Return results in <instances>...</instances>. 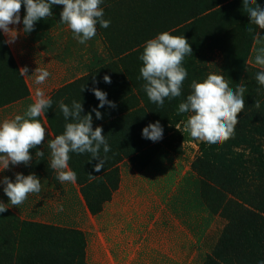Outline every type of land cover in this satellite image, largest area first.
<instances>
[{"label": "rangeland", "instance_id": "374dc122", "mask_svg": "<svg viewBox=\"0 0 264 264\" xmlns=\"http://www.w3.org/2000/svg\"><path fill=\"white\" fill-rule=\"evenodd\" d=\"M234 1L103 0L100 7L110 26H97V34L85 44L60 23L63 6L54 5L53 16L35 23L27 34L41 48L49 46L56 58L62 59L58 48L62 52L67 41L64 58L68 69L73 66L69 78L75 79L72 93L82 103V115L91 113L94 120L93 108L102 113L103 135L110 146L107 154L100 152L101 158L107 156L102 171L114 167L118 172L107 179L109 188L116 185L113 191L106 186L91 195L101 200L111 195L105 210L118 212V230L123 225L133 243L102 246L97 235L81 233L86 240L81 246L80 235L44 228L38 237H26L24 246H0V264H203L226 227L231 229L225 252L233 264L264 260V87L255 80L259 69L243 67L256 26L250 25L242 0L232 5ZM263 2L257 0L260 6ZM164 31L184 35L193 56L184 60L188 76L181 96L165 99L158 107L143 89L139 57L146 41ZM210 73L223 75L233 89L239 83L247 89L235 135L222 145L193 140L181 131L188 114H177L179 103L192 91L191 82L203 81ZM16 75L0 43V105L15 97L14 91L23 94L24 81ZM105 75L110 84L104 82ZM93 88L106 92L116 107L98 108ZM53 114L63 113L57 106ZM157 121L163 127V138L154 142L159 148L135 155L133 164L128 156L151 141L142 136L143 128ZM73 157L80 169L78 182L89 183L88 171L97 173L98 161L91 160L90 153ZM210 183H215L213 189ZM106 221H114L113 215ZM106 231L113 237L116 229L112 224Z\"/></svg>", "mask_w": 264, "mask_h": 264}, {"label": "clouds", "instance_id": "9594fccd", "mask_svg": "<svg viewBox=\"0 0 264 264\" xmlns=\"http://www.w3.org/2000/svg\"><path fill=\"white\" fill-rule=\"evenodd\" d=\"M102 2L103 0H0V30L7 35L16 33L9 26L21 23L23 7V32L30 33L37 21L53 16L52 7L58 5L63 6L60 23L71 30L78 43L85 44L97 34V26H110V20L104 18V9L100 7ZM242 8L250 17V25L264 29V7H261L257 0H242ZM247 31L253 33V28L249 27ZM253 39L258 45L254 62L260 68L255 80L259 86L264 87V37L257 32ZM188 55L193 56L192 47L185 36L172 35L168 31L147 40L143 46L139 57L143 62L139 70L145 81L143 89L148 99L158 107L164 106L165 99L171 100L181 96L183 82L188 76L183 66ZM27 72V67L20 70L21 76H25ZM50 75L45 68L37 67L32 76L36 85H42ZM103 80L105 83H111L108 75H105ZM190 87L191 93L187 95L186 101L179 103L177 109L178 115L187 113V119L183 122L182 130L179 124L175 127L189 134L193 140L209 145H222L233 138L239 123L238 114L245 108V85L239 83L233 89L223 75L210 73L203 81L193 80ZM91 91L100 102L98 108H104L105 105L116 107L114 102L107 99L106 92L99 88H93ZM34 97V102L27 106L23 114H17L11 119L5 118L0 122V163L3 164V170L7 169L9 164L29 165L33 159L30 150L37 149L46 139L47 131L38 118L45 116L53 101L40 87L35 89ZM58 106L66 123L63 133L48 141L49 166L55 170L61 183L75 184L77 175L68 164L70 153H90L91 160L98 161L94 165V171L99 173L107 159L106 155L101 158V149L107 154L110 146L103 135V128L96 126L93 129L92 114L82 115L81 102L74 100L69 106L61 100ZM254 106L259 108V101H256ZM92 112H95L97 119L103 118L97 108H93ZM69 120L71 122H67ZM142 136L157 142L163 138V127L159 121L150 123L143 128ZM35 156L43 157L44 151L37 150ZM89 178L94 179L95 176L89 174ZM0 183L4 185L3 192L9 199L8 204L0 201V213H4L9 204L12 207L20 206L30 194H38L42 189L41 181L35 174L16 173L14 181L3 177ZM258 264H264V260L258 261Z\"/></svg>", "mask_w": 264, "mask_h": 264}, {"label": "crops", "instance_id": "0c3cea01", "mask_svg": "<svg viewBox=\"0 0 264 264\" xmlns=\"http://www.w3.org/2000/svg\"><path fill=\"white\" fill-rule=\"evenodd\" d=\"M9 27L14 29L16 33L7 35L2 30L1 32L19 73L22 68L27 67L28 69L26 75L21 76L24 81L23 92L26 87L28 94L12 98L0 105V122L5 118L11 119L17 114H23L27 106L34 102V91L37 87H40L46 96L52 99L53 104L45 112V116L38 118L45 127L47 136L42 145L38 146L37 149L30 150L33 157L31 163L15 166L9 164V167L4 170L3 164L0 163V180L3 177H8L14 181L16 173L35 174L42 184L40 193L30 194L28 199L18 207H12L9 204V208L4 213H0V246H24L26 237H38L37 234L40 233V229L43 230L44 228H60L84 235H97L102 246L132 245L133 239L129 238L128 234L123 231V225L120 227L121 230H118V212L108 214L105 205L100 214L93 215L82 193V186L86 183L80 185L78 179L75 184L61 183L57 179L55 170L49 166L50 149L48 148V141L54 139L56 135L62 134L66 123L63 114L56 116L53 114V110L59 105V101L63 100L65 104L71 106L72 99H75L72 93L75 79L74 77L69 78V76H73V66L72 69H68V60L65 62L64 58L67 41H63L62 52L58 48V53L62 54V59H60L51 54L49 46H46L45 49L42 47V49V45L38 41L32 40L30 35L23 32L22 19L20 24ZM257 32L264 37V29L257 28ZM257 47V43L253 40L248 64L260 70L254 62ZM37 67L45 68L51 73L42 85H36L34 76H32ZM84 98L83 93L79 99L84 101ZM67 122H71V120ZM93 122L102 121L100 119L96 121L95 118ZM37 150L44 151V156L36 157L35 152ZM73 154L70 153L69 168L74 172L75 170L80 171L78 167H75ZM87 175H89V171ZM3 187L4 185L0 183V201L8 204L9 199L4 194ZM117 195L118 190L114 193V198ZM109 215H113L114 221H106ZM112 224L116 229L113 237L106 233L107 229L112 228ZM23 241L24 243H22Z\"/></svg>", "mask_w": 264, "mask_h": 264}, {"label": "trees", "instance_id": "16d2710c", "mask_svg": "<svg viewBox=\"0 0 264 264\" xmlns=\"http://www.w3.org/2000/svg\"><path fill=\"white\" fill-rule=\"evenodd\" d=\"M237 1H239V0H235L233 3H231L232 5L233 4H235ZM230 4V5H231ZM226 7V6H225ZM261 7H264V2L261 4ZM222 11H223V9H221ZM21 11H22V20H23V16H24V14H25V10L23 9V7H22V9H21ZM227 11V10H226ZM233 22L236 24V23H238V19H234L233 20ZM256 31H257V27L255 28V31H254V33H253V35H252V37H251V40H250V42H249V44H248V47H247V50H246V56H245V58H243L244 59V64H243V67H246V68H251V66H247V61H248V56H249V53H250V49H251V46H252V43H253V36L255 35V33H256ZM0 43L2 44V46L5 48H7V50H8V55L10 56V60H11V62H12V66H14V70H15V72H16V76L19 78V80L20 79H22V77H21V75H20V73H19V71H18V68H17V66H16V64H15V62H14V60H13V58H12V55H11V53H10V51H9V48H8V46H7V44H6V42H5V40H4V38H3V35H2V32L0 31ZM255 69V68H254ZM23 80V79H22ZM23 82V81H22ZM24 84V83H23ZM18 91V90H17ZM17 91H14V94H15V97L14 96H12V98H16V97H22L23 96V94L24 95H27L28 94V90H27V88L25 87V91L23 92V94H21V95H19L18 93H17ZM16 92V93H15ZM11 98V99H12ZM10 100V99H9ZM142 109V108H141ZM140 109V110H141ZM98 125H100L101 127H103L104 125H105V123L104 122H98L97 124H96V126H98ZM159 148V146L157 145V144H155L153 141H149L147 144H145V145H143V146H140V147H137L135 150H133V152L128 156V157H130L129 159L133 162V164H135L134 163V158L136 157L135 155H140V154H142V153H146V152H150L151 150L152 151H155V150H157ZM75 172H76V174L78 173V171L77 170H75ZM118 172V169L117 168H114V167H112L111 169H108V170H104V171H101V172H99V173H95V174H92V175H94L95 176V178L94 179H90L89 178V183H87V184H85V185H83L82 186V193H83V195H84V198H85V200H86V203H87V205H88V208H89V210L91 211V213L93 214V215H98V214H100L102 211H103V209H104V204L108 201L109 202V200L111 199L110 198V194L109 193H107V198L105 199V200H101V199H99V198H97V197H95V196H92L91 194H92V191H104V187H106L107 186V188H109V184H108V182H107V179L109 178V176L111 175V174H116ZM85 182H86V180H85ZM84 182V183H85ZM207 182V180H203V183L205 184ZM203 184V185H204ZM211 184V183H210ZM209 184V185H210ZM213 184V185H212ZM209 187L211 188V189H213L214 187H215V183H212ZM216 184H218V183H216ZM219 185V184H218ZM217 185V186H218ZM116 186V185H115ZM115 186H113V187H111V188H109V189H111V191H113V188L115 187ZM220 186V185H219ZM221 187V186H220ZM110 191V190H109ZM110 191V192H111ZM105 201V202H104ZM228 203V202H227ZM261 221H263V219L261 218ZM229 229H231V228H229V227H226L225 228V230L223 231V233L220 235V240L218 241V243H217V245H216V247L213 249V251H212V253L211 254H209V255H207V257H206V259H205V261L203 262V264H233L232 263V261L230 260V258L228 257V255L226 254V252H225V250H226V246H229V241H228V237H229ZM70 233H74V234H77V235H80L81 237H80V243H81V246H86V240L84 239V235H82L81 233H79V232H70ZM256 256V255H255ZM83 260H84V258H82ZM85 264V263H84Z\"/></svg>", "mask_w": 264, "mask_h": 264}]
</instances>
